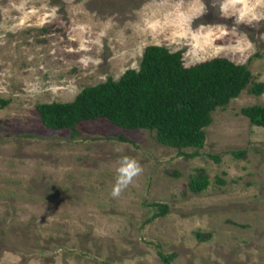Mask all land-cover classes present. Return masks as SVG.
Masks as SVG:
<instances>
[{
    "label": "rangeland",
    "instance_id": "374dc122",
    "mask_svg": "<svg viewBox=\"0 0 264 264\" xmlns=\"http://www.w3.org/2000/svg\"><path fill=\"white\" fill-rule=\"evenodd\" d=\"M247 63L200 148L105 119L45 128L36 104L136 69L143 48ZM264 0H0V264H264ZM242 151L238 155L232 152ZM192 184H201L199 191ZM152 202L163 203V215ZM148 218V219H147Z\"/></svg>",
    "mask_w": 264,
    "mask_h": 264
},
{
    "label": "trees",
    "instance_id": "16d2710c",
    "mask_svg": "<svg viewBox=\"0 0 264 264\" xmlns=\"http://www.w3.org/2000/svg\"><path fill=\"white\" fill-rule=\"evenodd\" d=\"M251 79L247 63H235L226 57L213 56L189 65L182 61V51H170L157 44L146 45L136 69H125L116 79L82 87L71 100L37 103L40 123L47 129L78 132L83 121L105 119L129 130L147 129L155 140L175 148H200L205 141L204 128L211 112L223 107L238 95ZM253 94L264 91V81L251 83ZM6 100L0 99V106ZM250 124L264 127V105L239 108ZM242 151L232 152L238 155ZM201 184H192L199 191ZM163 215L166 205L152 202ZM148 219V218H147ZM158 258L170 264V254L157 251Z\"/></svg>",
    "mask_w": 264,
    "mask_h": 264
}]
</instances>
